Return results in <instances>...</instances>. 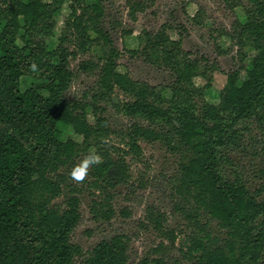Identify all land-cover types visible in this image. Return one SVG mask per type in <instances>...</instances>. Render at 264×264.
Returning <instances> with one entry per match:
<instances>
[{
    "label": "trees",
    "instance_id": "1",
    "mask_svg": "<svg viewBox=\"0 0 264 264\" xmlns=\"http://www.w3.org/2000/svg\"><path fill=\"white\" fill-rule=\"evenodd\" d=\"M119 1L135 22L156 0ZM219 1L231 12L240 10L245 21L235 18L229 29L217 31L236 48L239 66L225 75L211 103L204 92L217 65L184 51L182 39L170 37L171 25L142 30L137 49L128 51L171 73V85L155 87L118 71L120 51L100 29V0H0V264H128L127 236L102 239L85 253L72 234L81 221L83 191L90 195L93 219H114L113 193L129 183L126 159L141 157L139 142H160L176 156L172 181L180 202L174 210L188 222L190 235L170 263L168 247L159 243L138 264H264V188L250 192L238 178L221 174L239 124L255 119L264 125V0ZM64 7L68 15L54 39L55 16ZM199 17H193L196 24ZM94 48L98 55L70 67ZM80 75L93 76V87L70 99L67 91ZM25 77L34 82L21 90ZM114 93L123 97L118 111L148 124L129 127L123 148L109 144L113 131L101 106ZM60 126L70 127L80 141L61 140ZM81 162L86 169L85 179L76 176L79 185L72 175ZM202 215L216 222L221 236L200 222ZM145 220L174 247L176 237L164 229L161 213L148 209Z\"/></svg>",
    "mask_w": 264,
    "mask_h": 264
},
{
    "label": "rangeland",
    "instance_id": "2",
    "mask_svg": "<svg viewBox=\"0 0 264 264\" xmlns=\"http://www.w3.org/2000/svg\"><path fill=\"white\" fill-rule=\"evenodd\" d=\"M93 2L94 0H90ZM103 7V17L100 21V29L110 36L115 48L120 51L118 59V71L128 73L134 80L144 81L155 87H168L173 81L171 73L162 68H156L144 63L139 58L131 57L129 50L137 49L136 36L142 31H157L163 24L171 25L174 32L170 37L174 40L182 39V49L189 52L192 57H202L209 64H216L217 71L212 75L210 89L204 92L205 100L215 103L220 89L225 83V75L239 66V58L236 48L231 43L220 37L221 29H229L231 23L238 18L244 22V15L240 10L229 11L225 9L219 0H156L144 13L138 14L135 22L127 16V9L123 1L100 0ZM247 5V2H244ZM199 13V24L193 20ZM68 15L67 8L55 16V38L63 27V20ZM131 31V35H125ZM48 41V47H54L55 40ZM98 55V49L94 48L90 54L79 56L71 61L70 67L74 70L79 61L88 59L89 56ZM245 65H249L252 53L248 54ZM244 73L240 74V79ZM95 78L91 75H80L67 91V97L79 98L82 93L93 87ZM34 80L26 77L21 80L20 89L24 90ZM195 84L203 86L204 80L196 78ZM164 97L169 98V91H164ZM123 99L118 93H114L101 106L105 109L104 116L113 133L109 144L123 148L122 134L134 124L144 127L148 124L140 117H127L118 111L117 105ZM89 122L93 119L89 116ZM255 119L245 120L238 126L239 139L233 148H229L226 155L227 161L221 168V174L232 180L238 178L250 191L264 188V155L262 141L264 139L263 128ZM61 140L73 139L80 141L70 127L60 126ZM141 157L126 159L129 167L130 181L127 185L118 186L111 201L115 217L109 223L93 219L89 212L90 195L83 191L80 195L81 221L72 234V241L79 245L86 253L99 241L113 235H125L130 239L128 264H138L144 257L151 256L159 243L168 247L166 257L177 258L179 249L183 248L186 236L190 235V228L184 216L175 211L174 207L180 202L174 193L173 178L177 174V158L166 150L160 142H139ZM74 171L73 181L85 179L83 174L85 163L78 164ZM62 198L55 202L60 203ZM148 209L163 215L165 230L173 232L176 237L174 247L169 248L165 239L149 225L145 220ZM122 210H127L129 216L125 218ZM202 224L207 223L209 231L216 236H221L215 221L204 215L199 217ZM156 257V256H155Z\"/></svg>",
    "mask_w": 264,
    "mask_h": 264
},
{
    "label": "clouds",
    "instance_id": "3",
    "mask_svg": "<svg viewBox=\"0 0 264 264\" xmlns=\"http://www.w3.org/2000/svg\"><path fill=\"white\" fill-rule=\"evenodd\" d=\"M79 178H82V177H79Z\"/></svg>",
    "mask_w": 264,
    "mask_h": 264
},
{
    "label": "crops",
    "instance_id": "4",
    "mask_svg": "<svg viewBox=\"0 0 264 264\" xmlns=\"http://www.w3.org/2000/svg\"><path fill=\"white\" fill-rule=\"evenodd\" d=\"M26 78V77H25Z\"/></svg>",
    "mask_w": 264,
    "mask_h": 264
}]
</instances>
